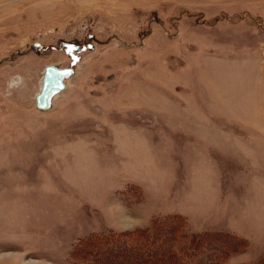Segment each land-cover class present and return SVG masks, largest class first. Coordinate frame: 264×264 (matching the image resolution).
<instances>
[{"label":"rangeland","instance_id":"rangeland-1","mask_svg":"<svg viewBox=\"0 0 264 264\" xmlns=\"http://www.w3.org/2000/svg\"><path fill=\"white\" fill-rule=\"evenodd\" d=\"M47 65L75 73L40 111ZM167 221L140 264H264V0H0V264Z\"/></svg>","mask_w":264,"mask_h":264},{"label":"trees","instance_id":"trees-1","mask_svg":"<svg viewBox=\"0 0 264 264\" xmlns=\"http://www.w3.org/2000/svg\"><path fill=\"white\" fill-rule=\"evenodd\" d=\"M174 225V223H169L167 221L161 222L158 227L153 226L150 230L135 231L128 239L130 240L129 244H123L121 241V236H95L93 238L86 239L82 243H80L79 249L73 251L72 257H77L78 259H80L82 253L85 255H91V257H94L92 259L93 263L95 264L99 262L104 263L105 260H107V257L111 255H117L121 258L126 256L128 257L131 255L133 260H137L136 264H140L144 261L145 258H149L154 253H156L158 247L162 246L165 243V240L168 238L166 237L168 236V233L172 235V228L174 227ZM204 237L211 239L218 238L220 240L224 239L226 241V245L222 244V246H226V249L224 247V249L221 248L219 250L215 244H213L212 246H207L206 240H204L206 238L202 239V236L200 235H193L190 238L186 248L188 251H190L189 253H191L192 255H198L204 252L208 253L210 257H214L219 253L220 257H224L229 252L233 251V247L230 248L229 246H227V243H232L233 245L236 244V240L229 236H222L219 234H208ZM128 245H130L131 247H128ZM139 247L140 250L138 251L137 248ZM191 251H193V253ZM137 252L139 253L137 254ZM160 252L162 253L161 250ZM99 257L103 258V260H100ZM165 257L166 258L164 259L168 264V260L170 258L167 259V256Z\"/></svg>","mask_w":264,"mask_h":264},{"label":"water","instance_id":"water-1","mask_svg":"<svg viewBox=\"0 0 264 264\" xmlns=\"http://www.w3.org/2000/svg\"><path fill=\"white\" fill-rule=\"evenodd\" d=\"M72 67L61 68L57 65H47L43 69L41 86L35 96V107L40 111H48L53 99L66 88V81L74 75Z\"/></svg>","mask_w":264,"mask_h":264},{"label":"crops","instance_id":"crops-1","mask_svg":"<svg viewBox=\"0 0 264 264\" xmlns=\"http://www.w3.org/2000/svg\"><path fill=\"white\" fill-rule=\"evenodd\" d=\"M49 111V110H48Z\"/></svg>","mask_w":264,"mask_h":264}]
</instances>
